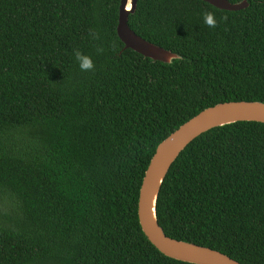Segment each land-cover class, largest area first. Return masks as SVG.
<instances>
[{
  "label": "trees",
  "instance_id": "1",
  "mask_svg": "<svg viewBox=\"0 0 264 264\" xmlns=\"http://www.w3.org/2000/svg\"><path fill=\"white\" fill-rule=\"evenodd\" d=\"M247 2L139 0L129 25L181 57L167 64L125 48L121 0H0V264H189L144 234L140 190L158 146L190 119L264 103V0ZM158 218L173 239L264 264V124L196 138Z\"/></svg>",
  "mask_w": 264,
  "mask_h": 264
},
{
  "label": "water",
  "instance_id": "2",
  "mask_svg": "<svg viewBox=\"0 0 264 264\" xmlns=\"http://www.w3.org/2000/svg\"><path fill=\"white\" fill-rule=\"evenodd\" d=\"M138 1L121 0L117 32L125 48L167 64L180 59L178 54L157 46L131 29L129 16L136 11ZM203 1L228 11H239L249 6L247 0L240 3H231L229 0ZM238 122L264 124V103L226 102L207 108L183 124L158 146L140 190L138 215L144 234L165 256L189 264H241L220 251L167 236L158 218V200L162 185L181 153L202 134Z\"/></svg>",
  "mask_w": 264,
  "mask_h": 264
},
{
  "label": "clouds",
  "instance_id": "3",
  "mask_svg": "<svg viewBox=\"0 0 264 264\" xmlns=\"http://www.w3.org/2000/svg\"><path fill=\"white\" fill-rule=\"evenodd\" d=\"M204 23L207 24L209 27H215L216 20L214 19V15L210 12H205ZM100 51H102V49H100ZM75 59L78 62L81 71H91L95 67L94 61L91 56L85 55L80 51L75 52Z\"/></svg>",
  "mask_w": 264,
  "mask_h": 264
}]
</instances>
